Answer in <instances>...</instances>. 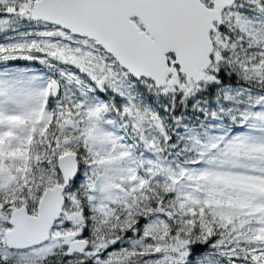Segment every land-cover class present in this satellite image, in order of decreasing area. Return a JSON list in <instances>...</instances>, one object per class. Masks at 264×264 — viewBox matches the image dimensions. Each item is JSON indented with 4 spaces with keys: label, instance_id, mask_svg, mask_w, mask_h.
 Masks as SVG:
<instances>
[{
    "label": "snow or ice",
    "instance_id": "1",
    "mask_svg": "<svg viewBox=\"0 0 264 264\" xmlns=\"http://www.w3.org/2000/svg\"><path fill=\"white\" fill-rule=\"evenodd\" d=\"M0 264H264V0H0Z\"/></svg>",
    "mask_w": 264,
    "mask_h": 264
},
{
    "label": "trees",
    "instance_id": "2",
    "mask_svg": "<svg viewBox=\"0 0 264 264\" xmlns=\"http://www.w3.org/2000/svg\"><path fill=\"white\" fill-rule=\"evenodd\" d=\"M36 67H39L38 65ZM128 235H131V233H128ZM120 245H117L116 247H119Z\"/></svg>",
    "mask_w": 264,
    "mask_h": 264
}]
</instances>
